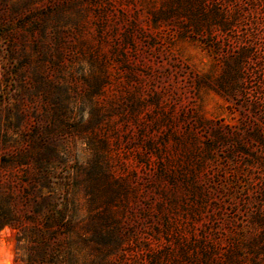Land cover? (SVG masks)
Returning <instances> with one entry per match:
<instances>
[{
  "label": "rangeland",
  "instance_id": "374dc122",
  "mask_svg": "<svg viewBox=\"0 0 264 264\" xmlns=\"http://www.w3.org/2000/svg\"><path fill=\"white\" fill-rule=\"evenodd\" d=\"M164 2L0 0V242L12 255L9 263L0 264H25L26 242L18 241V228L1 219H25L30 213L27 203L34 195V169L27 151H54L58 166L50 178L62 194L60 209L69 221L89 220L87 198L76 183L82 176L80 166L98 156L94 149L102 144L101 138L108 143L100 153L106 157L105 165L126 179V192L116 204L96 211L105 217L98 223L103 252L83 254L80 264L91 258L97 264H149L150 255L159 256V264H186L180 243L200 237L206 227L220 236L221 224L212 222L210 215L222 213L211 208L210 200L205 212L195 215L198 196L187 192L182 180L176 206L159 210L161 197L150 189L153 171L146 165L153 166L156 158L148 162L140 133L177 159L186 176L192 175L195 162L184 156L182 143L189 145L194 135L205 140L210 131L206 121L240 125L245 133L258 130L264 137V0L222 1L230 15L238 13L239 20L231 30L215 33L216 52L192 36L181 38L177 15L159 18L154 28ZM100 4L112 5L102 29L96 9ZM131 21L137 22V29L132 30V42H126ZM147 25H153V33L141 37L139 28ZM244 51L250 56L243 63L240 86L228 98L218 95L208 87L209 79H216L223 65H231ZM99 65H105L110 74L100 97L91 94ZM128 67L133 70L131 76ZM131 94L145 103L134 119L122 115ZM152 97L157 104L149 102ZM96 114L104 116L100 126H96ZM200 117L205 121L197 127ZM247 144L264 157V149L254 141L248 139ZM229 146L218 149L219 165L208 162L196 176L205 181L227 175L223 166L228 163L222 157ZM245 162L238 156L230 166L260 185L264 168ZM64 177L71 178L67 188L61 185ZM235 201L239 203L240 198ZM245 211L241 204L226 215L241 225Z\"/></svg>",
  "mask_w": 264,
  "mask_h": 264
},
{
  "label": "trees",
  "instance_id": "16d2710c",
  "mask_svg": "<svg viewBox=\"0 0 264 264\" xmlns=\"http://www.w3.org/2000/svg\"><path fill=\"white\" fill-rule=\"evenodd\" d=\"M164 1V8L155 15L154 28L159 18L165 19L164 16H167V19H171L177 15L181 17L178 21L181 24L179 36L181 38H186L187 35L192 36L211 51L216 52L219 49V44L214 45L215 33L220 34L231 30V27L239 20L238 13L230 15L225 9L227 0L225 4L222 3L224 0ZM111 7L110 4L97 6L100 29L104 28V24L108 21L107 16ZM120 13L124 17L123 7ZM152 28L153 25L140 27L141 37L147 36L150 31L153 33ZM133 29H137L136 21H131L127 25L126 42H132ZM249 56L250 53L244 51L233 59L231 65H223L222 73L216 79H209L208 87L224 98L234 95L244 79L245 65L243 63ZM98 69L100 73L91 94L100 97L104 95V88L110 83V74L105 65H99ZM127 70H129L128 75L131 76L133 73L131 67ZM149 102L157 104L154 97ZM144 106L143 100L131 94L122 115L134 119ZM95 116L96 126H100L104 116L101 114ZM204 121L205 119L200 117L195 124L198 125L197 127H202ZM206 122L210 124V131L205 140L194 135L189 145L182 143L185 146L184 156L186 154L191 164L195 162L193 170L190 171L191 176L184 175L186 170L178 165L177 159L166 155L161 148L157 147L154 139L151 137L144 139L142 135L144 133H140L148 160L150 157L156 158L153 166L151 163H146L153 171L149 180L150 189L161 197L158 208L164 212L176 206L179 181L182 180L186 183L187 192L198 196L195 215L201 216L210 200H212L211 208L222 213L210 215L212 222L221 224L217 231L220 234L219 237L211 233L213 228L206 227L200 237H195L191 242L180 243L181 255L186 264H264V181L260 185L254 184L242 177L239 168L232 169L230 166L235 163L238 156H241L246 158L245 165L260 164L264 168L263 155L249 150L247 144L249 139L252 143L254 141L258 148L264 149V137L258 130L245 133L244 127L240 125L219 124L211 120ZM101 139L102 144L94 149L96 153H99L98 156L87 165L80 166L82 176L76 183L78 188H82L87 198L89 220L69 221L65 217L66 213L60 209L59 200L62 194L56 192L55 183L50 178L51 170L58 166L55 163L54 151L40 149V152H37L35 148L27 151L32 154L34 169L32 184L34 195L27 203L30 213L25 219L21 216L12 218L4 216L1 219L6 220L4 224L9 223L18 228V241L26 242L25 264H80L83 254L92 255L103 252L100 249L102 235L99 232L98 223L99 220H105V217L95 213L99 209H107L116 204L121 199L122 192H126L127 182L124 177L105 165L106 157L103 154L101 156L100 153L108 148V143ZM226 144L230 146L222 158L226 159L229 166H223L227 175L214 176L213 179L208 178L205 181L199 179L196 172L208 162L212 163L213 167L219 165L220 159L217 152ZM70 179V177H64L65 182L61 183L62 187L70 186L68 184ZM237 197L240 198L239 203L235 201ZM63 198V200L67 199L65 195ZM241 204L245 207L246 215L241 219V225H238L235 217H228L226 211H237ZM249 207L252 208L248 210ZM2 210L3 208L0 207V212ZM191 251L194 253L191 254ZM108 255L109 253L105 254L104 258L107 259ZM147 262L159 264V256L150 255L147 257ZM107 263L108 261L102 262V264ZM85 264H97V261L91 258Z\"/></svg>",
  "mask_w": 264,
  "mask_h": 264
},
{
  "label": "bare ground",
  "instance_id": "6f19581e",
  "mask_svg": "<svg viewBox=\"0 0 264 264\" xmlns=\"http://www.w3.org/2000/svg\"><path fill=\"white\" fill-rule=\"evenodd\" d=\"M11 257L12 255L8 247H6L5 244L0 242V263H3V262L9 263L11 260Z\"/></svg>",
  "mask_w": 264,
  "mask_h": 264
}]
</instances>
